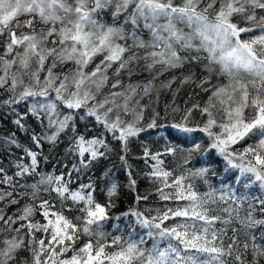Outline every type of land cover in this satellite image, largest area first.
Wrapping results in <instances>:
<instances>
[{"label":"snow or ice","instance_id":"obj_1","mask_svg":"<svg viewBox=\"0 0 264 264\" xmlns=\"http://www.w3.org/2000/svg\"><path fill=\"white\" fill-rule=\"evenodd\" d=\"M0 264H264V0H0Z\"/></svg>","mask_w":264,"mask_h":264},{"label":"trees","instance_id":"obj_2","mask_svg":"<svg viewBox=\"0 0 264 264\" xmlns=\"http://www.w3.org/2000/svg\"><path fill=\"white\" fill-rule=\"evenodd\" d=\"M134 153L138 155V150L134 149ZM132 163L135 164L138 168H142L143 167V162L142 161H137L135 159V157L132 158ZM117 164V168L119 167V161H116ZM118 176L121 179V182L124 181V173L122 171H119ZM146 187L145 183L143 181H141V189L143 190ZM100 199L103 201L105 199L104 194L101 193L100 195ZM123 203L120 204V206L115 210L117 213L122 212L126 209V207L128 206V204L131 203V196L130 195H125L123 197Z\"/></svg>","mask_w":264,"mask_h":264}]
</instances>
